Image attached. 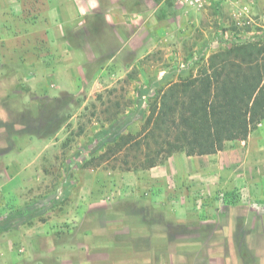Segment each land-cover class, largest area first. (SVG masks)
Segmentation results:
<instances>
[{
    "label": "rangeland",
    "instance_id": "rangeland-1",
    "mask_svg": "<svg viewBox=\"0 0 264 264\" xmlns=\"http://www.w3.org/2000/svg\"><path fill=\"white\" fill-rule=\"evenodd\" d=\"M172 2L176 13L170 16L173 41L168 46L172 54L181 53L173 70L195 73V55L209 56L232 40L253 39L264 31V0ZM163 52L150 53L131 74L114 79L112 85L105 83L108 88L102 92L78 76L55 87L50 79L48 91L37 94L40 106L34 93H16L8 102L7 93L0 91V264H241L240 259L261 263L264 250L248 251L245 246L247 239L253 247L263 243L255 231L259 222L263 226V200L244 195L247 201L236 204L237 211L248 207L251 217L240 220L239 227L252 234L227 236V217L235 208L227 206V192L204 194V204L196 203L188 213L182 200L196 193L201 198L200 191L183 189L184 194L171 183L148 186L152 172L126 170L117 161L125 153L102 159L114 136L141 130L151 98L167 84L161 81L152 89L157 76L145 74L150 57ZM165 67L170 68L161 69ZM14 72L13 66L5 70L8 80L0 83L12 93L20 83ZM148 89V96L141 95ZM69 113L66 124L54 132L56 117ZM126 158L133 161L131 154ZM170 195L174 204L179 198L184 220L164 205L172 200ZM26 205L35 212L15 223L16 211ZM233 239L240 245L237 253L229 246Z\"/></svg>",
    "mask_w": 264,
    "mask_h": 264
},
{
    "label": "crops",
    "instance_id": "crops-1",
    "mask_svg": "<svg viewBox=\"0 0 264 264\" xmlns=\"http://www.w3.org/2000/svg\"><path fill=\"white\" fill-rule=\"evenodd\" d=\"M172 1L0 0V83L8 80L3 72L13 66L14 75L20 78L19 84L29 87L35 94L46 93L50 79L55 81L51 87H55L58 83L70 84L77 76L87 85L94 83L95 92H102L108 88L106 84L112 85L114 79L117 81L131 74L140 60L159 50L164 51L163 55L151 56L147 64L150 71L145 72L147 77L157 76L151 88L161 81H177L187 75V70H173L172 67L181 61V53L172 54V47L168 46L173 41L170 16L176 13ZM163 65L170 68L165 67L164 72ZM131 82L135 83L136 79L131 78ZM8 88L3 85L0 91L8 93L11 91ZM148 171L152 172L148 186L167 187V183H171V187L182 189L184 194L183 189L203 193L202 199L199 193L185 195L182 204L188 213L196 203L204 204V194L215 190L227 192L229 197L225 202L230 209L235 208L227 217L231 228L222 232L227 236L248 238L251 230H242L239 221L245 217L249 220L250 210L247 207L240 213L236 204L240 206L247 201L244 195L251 201H264V121L246 141H235L225 151L210 156L175 154L163 166ZM257 190L263 195H258ZM238 197L241 201L236 203ZM174 199L164 205L176 209L178 220H184L186 211L179 213V198L176 204ZM262 220L263 226L259 227V222L255 231L257 229L259 236L264 238V217ZM235 243L233 239L229 246L237 253L240 245ZM245 248L262 251L264 239L254 247L247 239ZM259 258L260 264H264V258L261 255Z\"/></svg>",
    "mask_w": 264,
    "mask_h": 264
},
{
    "label": "trees",
    "instance_id": "trees-1",
    "mask_svg": "<svg viewBox=\"0 0 264 264\" xmlns=\"http://www.w3.org/2000/svg\"><path fill=\"white\" fill-rule=\"evenodd\" d=\"M193 63L196 73L160 87L151 98L141 130L135 135L114 136L102 159L125 153L117 161L126 170H149L179 153L189 157L215 155L231 148L235 141H246L258 129L264 121V31L253 39L232 40ZM150 92L145 90L141 95ZM16 93L33 92L18 83L5 101L16 98ZM32 98L42 104L37 94ZM70 116L58 115L54 132ZM130 154L133 161L126 158ZM29 205L16 211L15 223L33 215L35 210Z\"/></svg>",
    "mask_w": 264,
    "mask_h": 264
},
{
    "label": "built area",
    "instance_id": "built-area-1",
    "mask_svg": "<svg viewBox=\"0 0 264 264\" xmlns=\"http://www.w3.org/2000/svg\"><path fill=\"white\" fill-rule=\"evenodd\" d=\"M198 0H186V2L192 3V4H196L195 2H197ZM204 54H199L198 57H195L194 60H197L199 57L203 56Z\"/></svg>",
    "mask_w": 264,
    "mask_h": 264
}]
</instances>
